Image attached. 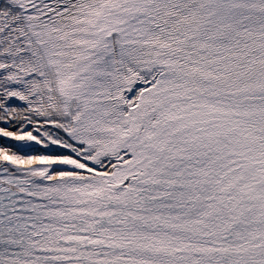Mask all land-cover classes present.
I'll list each match as a JSON object with an SVG mask.
<instances>
[{
	"label": "snow or ice",
	"instance_id": "1",
	"mask_svg": "<svg viewBox=\"0 0 264 264\" xmlns=\"http://www.w3.org/2000/svg\"><path fill=\"white\" fill-rule=\"evenodd\" d=\"M0 264H264V0H0Z\"/></svg>",
	"mask_w": 264,
	"mask_h": 264
}]
</instances>
